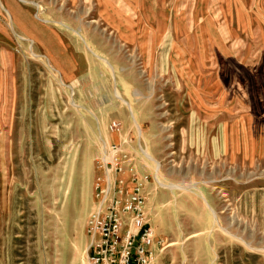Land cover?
<instances>
[{"label":"rangeland","instance_id":"374dc122","mask_svg":"<svg viewBox=\"0 0 264 264\" xmlns=\"http://www.w3.org/2000/svg\"><path fill=\"white\" fill-rule=\"evenodd\" d=\"M12 1L0 264H90L109 176L143 183L153 264H264V0Z\"/></svg>","mask_w":264,"mask_h":264},{"label":"built area","instance_id":"2783aa9c","mask_svg":"<svg viewBox=\"0 0 264 264\" xmlns=\"http://www.w3.org/2000/svg\"><path fill=\"white\" fill-rule=\"evenodd\" d=\"M134 180L128 188L109 176L104 187H97L99 202L88 221L90 264L154 263L156 235L146 215L143 183Z\"/></svg>","mask_w":264,"mask_h":264},{"label":"bare ground","instance_id":"6f19581e","mask_svg":"<svg viewBox=\"0 0 264 264\" xmlns=\"http://www.w3.org/2000/svg\"><path fill=\"white\" fill-rule=\"evenodd\" d=\"M6 4L9 8H11V10H18V7H16L15 3L12 0H6Z\"/></svg>","mask_w":264,"mask_h":264},{"label":"crops","instance_id":"0c3cea01","mask_svg":"<svg viewBox=\"0 0 264 264\" xmlns=\"http://www.w3.org/2000/svg\"><path fill=\"white\" fill-rule=\"evenodd\" d=\"M2 3H4V0H1Z\"/></svg>","mask_w":264,"mask_h":264},{"label":"water","instance_id":"95a60500","mask_svg":"<svg viewBox=\"0 0 264 264\" xmlns=\"http://www.w3.org/2000/svg\"><path fill=\"white\" fill-rule=\"evenodd\" d=\"M108 167H109V168H111V166H110V165H108Z\"/></svg>","mask_w":264,"mask_h":264}]
</instances>
